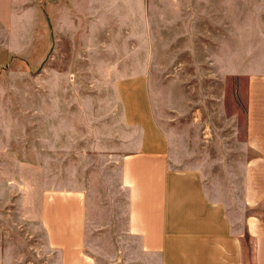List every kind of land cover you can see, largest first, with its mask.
Listing matches in <instances>:
<instances>
[{
	"label": "rangeland",
	"instance_id": "374dc122",
	"mask_svg": "<svg viewBox=\"0 0 264 264\" xmlns=\"http://www.w3.org/2000/svg\"><path fill=\"white\" fill-rule=\"evenodd\" d=\"M20 1L9 33L17 48L0 69V258L51 264L23 212L38 196L41 208L43 189H86L95 229L115 217L122 230L123 156L166 146L189 181L177 180V193L192 188L211 225L224 210L243 226L253 212L244 169L256 155L246 145L248 76L264 72V0H149L148 23L122 8L130 0ZM242 247L254 264L249 235Z\"/></svg>",
	"mask_w": 264,
	"mask_h": 264
},
{
	"label": "crops",
	"instance_id": "0c3cea01",
	"mask_svg": "<svg viewBox=\"0 0 264 264\" xmlns=\"http://www.w3.org/2000/svg\"><path fill=\"white\" fill-rule=\"evenodd\" d=\"M130 2L122 8L133 17L138 12L148 23L156 5L149 0ZM15 8L16 0H0V69L17 48V38L9 35ZM91 18L97 20L95 15ZM248 77L246 145L256 155L244 169L243 201L253 212L245 215L243 226L235 227L232 215L224 210L218 213L220 220L211 225V211L199 208L201 198L192 188L191 193H177V180L189 181L177 174L178 162L167 146L161 151L140 150L123 156L120 163L127 190L121 232L115 217L110 224L102 223L99 231L95 229L86 189H43L40 208L36 184L35 209L23 212L42 231L51 264H245L242 239L248 235L254 241V264H264V212L262 216L256 212L258 207L264 208V72H250ZM202 178L199 176L200 184ZM108 233L113 234L110 242ZM95 235L96 241L92 240ZM0 264L17 263L0 258Z\"/></svg>",
	"mask_w": 264,
	"mask_h": 264
}]
</instances>
